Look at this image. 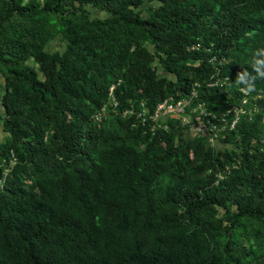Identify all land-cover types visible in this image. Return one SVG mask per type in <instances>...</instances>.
Returning a JSON list of instances; mask_svg holds the SVG:
<instances>
[{"label":"trees","instance_id":"obj_1","mask_svg":"<svg viewBox=\"0 0 264 264\" xmlns=\"http://www.w3.org/2000/svg\"><path fill=\"white\" fill-rule=\"evenodd\" d=\"M59 34L64 52H46ZM199 40L228 59L219 72L236 88L264 47V0H0L9 137L0 161L11 150L18 161L0 187V264H262L249 259L243 230L264 229V79L252 92L258 111L224 139L236 151L210 148L206 137L175 144L167 131L158 134L167 148L142 147L102 136L89 119L113 84L127 106L135 93L152 108L196 84L221 102V88L207 87L217 69L193 49ZM156 61L172 77H159ZM234 162L218 182L197 175ZM230 202L237 211L214 216Z\"/></svg>","mask_w":264,"mask_h":264},{"label":"rangeland","instance_id":"obj_2","mask_svg":"<svg viewBox=\"0 0 264 264\" xmlns=\"http://www.w3.org/2000/svg\"><path fill=\"white\" fill-rule=\"evenodd\" d=\"M150 8L151 3H145L142 6V17H148ZM85 10L92 17L106 16L105 11H102L92 5L85 6ZM197 42L198 43L193 46V49L199 50V48H201V50H204L209 59V62L213 64L215 70L217 69V71L212 75V77L208 81L207 87L221 88V91L223 92V97L221 99L222 103L220 101L217 103V101H214L213 99L205 98L204 95H201V92L199 91L198 93L200 94V97L192 102V105L184 116L179 118L164 117L158 122H155L150 118L146 121V123L140 120L141 114L144 115V113L148 109L150 111L153 110L156 105L152 108L149 107L147 100H139V98L136 97L137 93H135L132 98L128 99V106L124 105L113 94V90L115 87V85L113 84L110 87V92L104 105L101 108L96 109V111L89 116L90 121L99 130V133H101V135L102 133L104 135L114 133L120 134L124 137L131 136L130 139L135 140V142L141 144L142 147H145L150 142L158 141L160 143L161 148H167L169 146V139L167 138V136L164 135L162 137L161 135H158L160 131H167V133L174 134L175 144H178L180 138L187 139L190 137L197 136L206 137L207 146H209L210 148H214L216 150H239L236 143L224 141L225 137L233 132L232 129H222L217 140L210 142V135L197 130L195 127V110L199 109L200 106L204 110H213L214 112H212V116H218V119H221L219 116H221L225 112V110L229 109V111L231 110V115L229 119H232L234 116H239V124L245 118L252 119L254 114L258 111L257 99H254L256 97L258 98V96H252V93H242L239 90L240 86L238 85H235L236 88H231L232 80L230 75H222L219 72V67L221 65L227 64L228 59H219L216 51H213L214 49L212 46H205L204 41L202 40H199ZM66 44L67 42L63 40L62 35L59 34L46 45L45 51L48 53H54L57 51L62 53L66 48ZM146 46L150 50H152V46L149 43H146ZM29 64L38 70V65L35 61L30 60ZM154 65L158 69L159 77H172V74L166 72L158 61H156ZM39 75L42 76L40 72ZM192 90L193 87L186 93H170L167 97L177 98L187 96L191 93ZM4 92V78L3 75L0 73V115H3L1 99ZM139 92H141V90ZM225 105L228 106L225 107ZM212 106L214 107L211 109L210 107ZM148 116L146 117L148 118ZM139 126H141V135L137 134ZM8 140V134L4 131L2 119L0 118V147L5 142H8ZM262 143L264 144V137ZM251 151H253V149H251ZM17 162V157L14 155L12 150L8 156L4 157L0 161V167L2 168V175L0 177V187H2L5 180L9 177L13 167L17 164ZM237 166L239 167L240 163L234 162L232 165L228 164L225 170L223 171L215 172L213 169H208L205 171H197V175L202 176L206 180L212 179L213 177L217 176L218 182L219 180L225 178L226 174L231 171L232 167ZM233 211H237V205L235 203L230 202L226 207L216 206L212 213L215 217L224 219L223 216L226 213ZM257 227H259V224L254 223V226L249 225L246 229L243 230V234L246 238L249 239V241H246L245 245L247 246V251L249 253L248 256L251 262H260L264 264V229L261 232H257Z\"/></svg>","mask_w":264,"mask_h":264},{"label":"built area","instance_id":"obj_3","mask_svg":"<svg viewBox=\"0 0 264 264\" xmlns=\"http://www.w3.org/2000/svg\"><path fill=\"white\" fill-rule=\"evenodd\" d=\"M198 92L199 89L196 84L193 86L191 93L187 96L177 98L166 97L158 102L153 110L150 111L148 109L144 115L141 114V119L143 122H146L151 118L153 121L158 122L164 117H182L187 113L192 102L200 97ZM254 99H257V97ZM212 112L214 111L204 110L201 106L199 109L195 110V127L197 130L209 134L210 142L217 140L222 129L235 130L239 121V116H234L232 119H229L231 115V110L229 111V109L225 110V112L219 116L221 119H218V116H212ZM146 116H148V118Z\"/></svg>","mask_w":264,"mask_h":264},{"label":"clouds","instance_id":"obj_4","mask_svg":"<svg viewBox=\"0 0 264 264\" xmlns=\"http://www.w3.org/2000/svg\"><path fill=\"white\" fill-rule=\"evenodd\" d=\"M253 71L244 69L238 72L235 82L240 86L239 90L245 94L255 91V81L264 79V47L254 49L252 60L249 63ZM255 73V75H253Z\"/></svg>","mask_w":264,"mask_h":264}]
</instances>
